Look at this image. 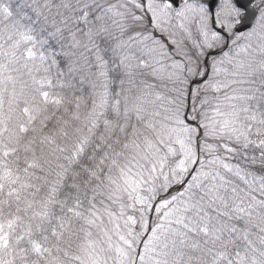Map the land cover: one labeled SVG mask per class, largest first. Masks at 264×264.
<instances>
[{
    "label": "snow or ice",
    "instance_id": "snow-or-ice-1",
    "mask_svg": "<svg viewBox=\"0 0 264 264\" xmlns=\"http://www.w3.org/2000/svg\"><path fill=\"white\" fill-rule=\"evenodd\" d=\"M0 264H264V0H0Z\"/></svg>",
    "mask_w": 264,
    "mask_h": 264
}]
</instances>
